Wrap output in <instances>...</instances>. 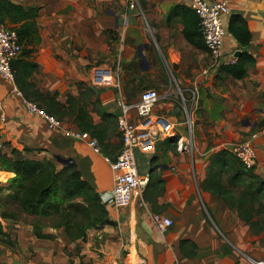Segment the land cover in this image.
<instances>
[{"label":"crops","instance_id":"crops-1","mask_svg":"<svg viewBox=\"0 0 264 264\" xmlns=\"http://www.w3.org/2000/svg\"><path fill=\"white\" fill-rule=\"evenodd\" d=\"M12 1L37 11L26 22H31L27 29L38 40L23 45L37 65L31 77L34 89L48 95L56 91L61 103L68 96L84 103L97 127L93 137L101 152H95L87 141L67 135L65 128L78 129L72 118L61 120L64 128L50 129L42 117L28 113L13 84L0 75L5 112L4 121H0L3 150L15 147L22 158H68L99 194L108 192L113 173L105 157H114L121 145L115 98L120 95L131 102L142 90L154 88L161 95L154 111L176 123L174 135L169 136L176 139V147L170 148L161 139L154 152H136L140 173L149 176L141 191L146 209L137 198L118 210L108 206L116 222L113 227L121 231L124 225L127 234L126 243L121 237L113 241L114 256L120 247H126L128 257H134L129 258L133 264H250V257L264 256V230L252 229L228 205V170L220 172L224 195L212 183L215 166L210 162L215 151L249 141L256 152L253 169L264 181V0H227L230 13L242 14L251 34L247 50L253 62L242 78L221 72L220 65L209 68L211 57L202 42L186 36L181 8L187 6L186 0H137V8H128L126 0ZM238 49L226 30L223 61ZM178 87L197 89L191 133L182 122ZM101 109L111 117L102 119ZM180 136L184 141L179 149ZM150 212L170 218L171 224L158 229ZM59 230L60 238L75 249L74 254L77 244L90 236L88 231L76 243ZM45 231L53 233L50 227ZM34 237L32 258L27 261L20 256L13 264H68L64 254L58 261L51 257L52 249L47 254L45 245L51 239ZM82 254L88 260L92 257V264H105L98 259L106 257L100 250Z\"/></svg>","mask_w":264,"mask_h":264},{"label":"trees","instance_id":"trees-1","mask_svg":"<svg viewBox=\"0 0 264 264\" xmlns=\"http://www.w3.org/2000/svg\"><path fill=\"white\" fill-rule=\"evenodd\" d=\"M181 8L184 10L182 20L186 36L189 39L196 37L204 46L197 15L188 6ZM36 13V9H25L12 0H0L1 21L14 26L21 22L19 26L13 27L22 44L20 55L11 62L14 82L25 98L36 102L48 113L60 120L72 118L79 130L89 132L92 137L97 136V127L92 123L84 103L71 96L66 98L65 103H61L56 98V91L48 95L33 87L31 77L37 65L29 58V50L23 45L30 39L38 40V36L33 37V32L27 29L31 28V22H26L28 18L35 17ZM225 28L238 44L240 54L233 64L222 63L220 70L231 77L242 78L246 75L248 64L253 62L247 50L251 40L250 31L244 16L238 12L229 14ZM99 115L102 119L111 117L110 113L102 109ZM163 141L169 143L172 149L176 147L174 137H167ZM16 152L15 147L10 151L0 149V171L12 173L6 184L0 185V190H7L2 206H6L7 202L13 205V208L4 207L0 217L18 219L24 212L32 217L30 224L36 237L55 238L54 233L45 231L46 227H52L61 229L63 235L73 242L81 240L90 230L116 225L110 208L102 202L96 189L81 177L75 163L60 165L55 159L56 155L22 158ZM210 162L215 166L212 168L215 171L212 183L217 184V189L224 195L226 191L222 187L220 172L228 170V205L235 208L239 217L252 229L264 230V181L253 167L243 166L228 149L215 151ZM44 220H49V223ZM0 237L3 243L15 244L1 223Z\"/></svg>","mask_w":264,"mask_h":264},{"label":"built area","instance_id":"built-area-1","mask_svg":"<svg viewBox=\"0 0 264 264\" xmlns=\"http://www.w3.org/2000/svg\"><path fill=\"white\" fill-rule=\"evenodd\" d=\"M128 8H137V0H126ZM187 6L192 9L199 19V31L204 46L211 57L209 68H214L222 63L233 64L236 56L231 54L227 62L224 57V37L226 28L224 17L230 14L227 0H186ZM22 51V44L16 30L2 22L0 19V75L13 84L15 92L20 95L22 104L28 113L42 117L50 129H60L63 123L55 115L48 113L36 102L25 98L14 82V71L11 67L12 60L16 59ZM178 103L182 113V122L189 133L194 125L193 114L198 103V94L195 87L187 89L177 88ZM161 99L160 93L154 88H146L139 96L126 102L120 95L115 98L119 107L116 125L120 134L121 145L117 154L105 157L112 170V187L108 192L100 194L101 200L108 206L118 210L128 206L135 198L139 204L146 207L141 200V191L149 180L148 174L142 175L139 171L136 152L150 154L154 152L155 145L161 139L174 135L175 121L165 114L154 111L156 103ZM135 115V118L132 116ZM5 112L3 101L0 100V121H4ZM64 128V127H63ZM67 135L87 141L92 149L100 153V147L95 137L89 132L79 129L65 128ZM188 145L191 143L189 137ZM179 149L184 137L178 138ZM1 147V143H0ZM229 150L245 167L256 164V152L249 141L233 143ZM146 209V208H145ZM153 223L160 230L171 224V219L159 213H149ZM250 264H264V257L249 258Z\"/></svg>","mask_w":264,"mask_h":264},{"label":"rangeland","instance_id":"rangeland-1","mask_svg":"<svg viewBox=\"0 0 264 264\" xmlns=\"http://www.w3.org/2000/svg\"><path fill=\"white\" fill-rule=\"evenodd\" d=\"M112 124V123H111ZM165 139V138H164ZM163 140V139H162ZM1 143V142H0ZM4 144L1 143L0 149L3 150ZM138 162V159H137ZM3 171H0V183H4L6 179L12 175L2 173ZM3 189L0 190V211L4 208H13V205L11 202H7L6 206H2V201L4 197ZM139 201V200H138ZM21 213V212H20ZM0 217V223L5 231H7L11 239L14 240L15 244H6L3 243L1 237H0V261H2L4 264L7 263H16L17 260H30L32 258L33 252L32 249H30L32 244V239H34L35 235L33 234L32 230H28V227L31 223L32 217L24 212H22L18 219H12V220H4V218ZM10 219V218H8ZM3 221V222H2ZM18 223V227H14V223ZM44 222L49 223V220H44ZM124 225L121 226V231L115 227H104L101 231H89L90 236H88V239L84 242H80V245L77 244L76 246V253L74 254L75 249L67 245L63 239L60 237V230L56 228L50 227V231H53V233L56 235V238L51 239L52 241L48 242V245H45V250L48 251L52 249L53 256H51L54 260L58 261L59 258L64 254V257L67 258L66 262L68 264H92V257L88 260L84 254H82L83 251L91 250L92 252L98 253L100 252L106 257L98 259H101V263L105 264H133V262L129 259L128 255L126 254L127 248H118L117 249V256H114V253L112 250L114 249L115 244H113V241L116 240L118 237H121L123 242L126 243V232L124 231ZM30 231V233H29ZM31 236V237H30ZM264 242V239H263ZM78 243V242H76ZM89 243V244H87ZM69 249L73 252H69ZM98 250V252H96ZM72 257V258H71ZM96 257V256H95ZM133 257V256H132ZM264 257V256H261ZM45 259L47 257H44ZM97 258V257H96ZM134 258V257H133ZM132 258V259H133ZM114 259V261H110ZM135 260V259H134Z\"/></svg>","mask_w":264,"mask_h":264},{"label":"water","instance_id":"water-1","mask_svg":"<svg viewBox=\"0 0 264 264\" xmlns=\"http://www.w3.org/2000/svg\"><path fill=\"white\" fill-rule=\"evenodd\" d=\"M137 53H138V55H140L141 60H144V55L142 54V52H141L140 49H138ZM239 54H240V50H239V49H238L237 51L234 52V56H236V57H237ZM55 159H56V161H58L61 165H66V164H68V163L70 162V159H68V158H62V157H60L59 155H56V156H55Z\"/></svg>","mask_w":264,"mask_h":264},{"label":"bare ground","instance_id":"bare-ground-1","mask_svg":"<svg viewBox=\"0 0 264 264\" xmlns=\"http://www.w3.org/2000/svg\"><path fill=\"white\" fill-rule=\"evenodd\" d=\"M130 259H132L133 257H132V255L129 257ZM134 259V258H133Z\"/></svg>","mask_w":264,"mask_h":264}]
</instances>
